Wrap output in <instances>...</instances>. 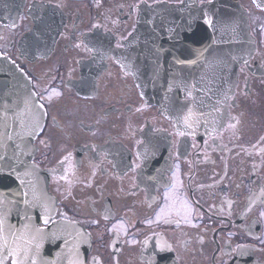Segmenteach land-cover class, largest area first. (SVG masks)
Returning <instances> with one entry per match:
<instances>
[{
    "label": "flooded vegetation",
    "instance_id": "flooded-vegetation-1",
    "mask_svg": "<svg viewBox=\"0 0 264 264\" xmlns=\"http://www.w3.org/2000/svg\"><path fill=\"white\" fill-rule=\"evenodd\" d=\"M161 1L181 0H0V53L44 104L31 160L48 178L51 221L64 223L39 226L69 229L44 239L66 241L54 247L59 257H41L46 264L74 260L78 247L86 264L167 255L172 264H264V11L241 0L256 47L237 69L226 110L197 129L194 118L187 128L146 102L137 64L117 59L140 8ZM174 187L193 208L190 223L175 211L156 215Z\"/></svg>",
    "mask_w": 264,
    "mask_h": 264
},
{
    "label": "water",
    "instance_id": "water-1",
    "mask_svg": "<svg viewBox=\"0 0 264 264\" xmlns=\"http://www.w3.org/2000/svg\"><path fill=\"white\" fill-rule=\"evenodd\" d=\"M253 4L264 11V0H256ZM205 18L211 23H205ZM135 25L125 42V54H117V59L131 67L134 65L131 59L137 58L138 78L133 72L142 98L149 104H156L159 111L174 120L183 119L190 108V118L195 119L197 129L207 125L210 119L218 121L220 116L217 115L226 110L227 97L237 79V69L240 63L249 59L255 47V38L249 31L247 10L239 0H208L203 3L182 0L172 5L156 3L150 8L145 6L140 9ZM32 32L35 33V30ZM187 55L189 57L185 58ZM186 89L191 91V97L187 96ZM32 92L26 74L0 53V104L7 99L13 109L19 111L23 108V98ZM17 103L19 108H16ZM216 108L220 111L217 112ZM44 118L43 114L41 127ZM10 130L19 131V125H13ZM4 131L0 122V133ZM33 141L34 137L26 135L22 140L13 135V141H6L0 136V156L7 157L0 160V198L23 201L25 193L28 199L35 196L37 206L30 208L28 215L31 223L41 228V217L53 216L55 201L48 192L46 173L31 161ZM16 144L20 145L19 149ZM32 165H35L34 169ZM40 205L47 206L48 211L45 212ZM10 222L18 227L22 224L15 214ZM61 223L53 221L50 224ZM43 229L45 238L69 230L63 225L61 228ZM61 240L55 237L50 245L43 242L41 257H59L54 247H62L66 241ZM70 245L73 247L75 242ZM78 249L73 252L74 260L77 254L83 260L82 251ZM167 256L169 258L155 260V264H172L173 255ZM72 261L65 259L63 264H71Z\"/></svg>",
    "mask_w": 264,
    "mask_h": 264
},
{
    "label": "snow or ice",
    "instance_id": "snow-or-ice-1",
    "mask_svg": "<svg viewBox=\"0 0 264 264\" xmlns=\"http://www.w3.org/2000/svg\"><path fill=\"white\" fill-rule=\"evenodd\" d=\"M253 2L256 3V0H253ZM148 7L150 8L151 5ZM139 8V4L134 6V10ZM205 23H211V21L205 18ZM12 27H16L15 23H13ZM94 27L96 26L94 25ZM76 46L80 47V44H77ZM116 47H121L119 41H117ZM87 50L93 51L90 47ZM186 91L187 96L191 97V91L187 89ZM60 94L61 93L59 92L55 93L56 96H59ZM46 98L49 100L52 99L51 96ZM40 99H42V97H39L37 93H29L23 98V108L19 111H15L12 103L7 99L0 104V122H2L5 129L3 133H0V136L4 137L6 141H13V135L21 140L25 135L30 137L38 136L42 131L40 119L44 114L42 112L44 104L39 102ZM185 107H187V105H185ZM16 108H19L18 103L16 104ZM215 110L217 112L220 111L219 108H216ZM190 116L191 109L189 108V114L183 118L184 124L187 128L193 127L192 124L189 123ZM16 124L19 125V131L10 130L12 126ZM229 127H234V125H229ZM216 130V128L212 129V131ZM178 134L184 136L188 133L182 131ZM259 142L264 143V137H261ZM41 143H44V141H41ZM15 147L19 149L20 145L16 144ZM253 147H256V145H253ZM258 154H264V148H261ZM6 158V156H0V160ZM32 168L34 169L35 165H32ZM63 178L64 177H61V179ZM27 195V193L24 194L25 198L23 201H9L0 198V264H46L40 255L45 238L44 229L36 228L31 223V217L28 215L30 208L37 206L38 201L35 196H33L32 199H28ZM165 200L168 201V203L156 214L158 218L163 216L167 219L173 214V211H175L176 215H183L186 222H191L190 217L193 208L186 201L179 198V193L175 190V187L172 190L165 192ZM21 203L23 204L22 208ZM40 206L44 208L45 212L48 211L47 206ZM21 213H23V215H21ZM13 214L20 218L22 221L21 226L18 227L10 222V218ZM260 217L264 219V211H261ZM41 220L45 226L52 223L50 216H43L41 217ZM152 222L153 221L150 219L145 221V223L149 225ZM92 223H96V221H92ZM129 242L132 244L136 243L135 240ZM144 243H147V240H145ZM71 264H86V262L79 259L77 254V258L73 260ZM96 264H99V262H96Z\"/></svg>",
    "mask_w": 264,
    "mask_h": 264
},
{
    "label": "rangeland",
    "instance_id": "rangeland-1",
    "mask_svg": "<svg viewBox=\"0 0 264 264\" xmlns=\"http://www.w3.org/2000/svg\"><path fill=\"white\" fill-rule=\"evenodd\" d=\"M242 1H244V0H242ZM242 1L239 0L240 4L243 6ZM243 8H244V6H243ZM244 9H245V8H244ZM245 10H246V9H245ZM263 13H264V12H263ZM247 17H248V21L250 22V20H249V15H248V11H247ZM252 18H253V17H252ZM252 36H253V35H252ZM255 47H256V42H255ZM255 47H254V49H255ZM254 49H253V51H252L251 56L253 55ZM251 56L249 57V59L251 58ZM249 59H248V60H249ZM248 60H247V61H248Z\"/></svg>",
    "mask_w": 264,
    "mask_h": 264
},
{
    "label": "bare ground",
    "instance_id": "bare-ground-1",
    "mask_svg": "<svg viewBox=\"0 0 264 264\" xmlns=\"http://www.w3.org/2000/svg\"><path fill=\"white\" fill-rule=\"evenodd\" d=\"M241 5V4H240ZM242 6V5H241ZM243 7V6H242ZM182 57V56H181ZM189 57L188 55L185 56V58ZM183 58V57H182ZM185 58H183L185 60ZM131 64H137V58H132L131 59Z\"/></svg>",
    "mask_w": 264,
    "mask_h": 264
}]
</instances>
